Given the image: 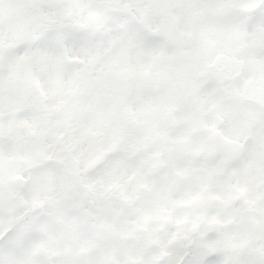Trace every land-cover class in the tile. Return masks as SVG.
<instances>
[{
  "label": "snow or ice",
  "instance_id": "obj_1",
  "mask_svg": "<svg viewBox=\"0 0 264 264\" xmlns=\"http://www.w3.org/2000/svg\"><path fill=\"white\" fill-rule=\"evenodd\" d=\"M0 264H264V0H0Z\"/></svg>",
  "mask_w": 264,
  "mask_h": 264
}]
</instances>
